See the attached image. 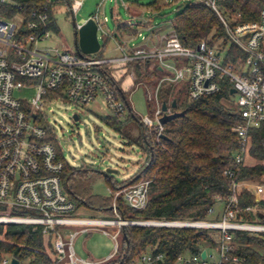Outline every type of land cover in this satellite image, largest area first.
<instances>
[{
	"label": "built area",
	"instance_id": "obj_1",
	"mask_svg": "<svg viewBox=\"0 0 264 264\" xmlns=\"http://www.w3.org/2000/svg\"><path fill=\"white\" fill-rule=\"evenodd\" d=\"M106 1L101 0L89 19L97 24L99 41L101 33L103 39L113 42L117 55L110 57L95 56L103 50L102 44L99 53L94 55H79L75 49L70 51L63 44L47 47L46 44L56 35L48 13H34L31 20L21 15L9 16L5 7L13 4V0H0V206L6 208L0 213V224L41 227L44 236L51 241L54 258L64 264H100L81 260L74 251L76 237L94 228H116L114 234L104 231L115 241V255L119 253L121 230L129 225L214 229L220 232L217 249L202 250L196 255L182 254L175 264H244L246 260L235 253L234 233H248L264 239V224L249 222L245 218L244 213L252 209L240 207L242 184L234 181L233 169L225 171V176L233 182L232 193L222 200L219 221L125 220L118 214L117 200L122 198L134 210H145L150 180L144 179L115 192L113 220L82 218L77 203L65 186L63 174L67 163L53 141L55 132L45 124L42 112L48 101L85 107L101 98L111 116L122 121L129 109L122 97V93L126 96L120 84L122 78L116 74L123 77L132 66V73L128 74L132 80L134 66L156 64L157 71L167 74L157 78L154 95L148 96L149 102L155 100L156 109L152 116L142 119V124L158 128V134L162 136L164 126L160 119L164 112L158 94L164 83L183 86L188 101L193 102L220 93L223 83L228 81L235 90L231 96L240 118L233 128L239 140L234 161L236 166L246 165L252 147L251 131L264 125V9L257 20L244 22L241 12L222 3L228 0H184L201 2L211 8L225 31L224 38L214 45L202 41L196 47H186L175 33L174 23L169 32L153 41L157 27L150 18L143 23L135 20L136 25L133 21L127 22L135 32L128 39H124L121 33L105 31L108 20L104 14ZM121 2L125 5L124 0ZM71 3L74 16L83 7L84 0H71ZM140 28L147 29L149 35L138 32ZM136 34L141 42L131 44ZM224 40H227L226 45H223ZM231 45L237 46L244 55L237 65L227 62ZM124 69L126 72L122 73ZM21 89L36 90L31 103L15 97V90ZM168 112L171 113L170 108ZM254 190L256 200H261L264 185H256ZM215 213V209L210 210L211 216ZM77 227L81 229L69 230ZM204 251L205 258L202 256ZM165 259V254L149 251L141 255L136 264H160ZM13 260L4 257L0 264H12Z\"/></svg>",
	"mask_w": 264,
	"mask_h": 264
},
{
	"label": "trees",
	"instance_id": "obj_2",
	"mask_svg": "<svg viewBox=\"0 0 264 264\" xmlns=\"http://www.w3.org/2000/svg\"><path fill=\"white\" fill-rule=\"evenodd\" d=\"M5 7L9 16L21 15L33 19L34 13L46 12L51 28L58 33L55 11L58 5H67L71 12V0H13ZM182 8L174 17V30L182 44L196 47L202 41L214 45L225 36V31L216 13L201 2L179 0ZM243 14L242 21L257 20L264 9V0H228L222 2ZM159 11L158 0L148 5ZM124 25L119 24L122 31ZM227 40L223 41V45ZM102 50L97 57H103ZM240 59V60H239ZM244 55L237 46L229 47L228 63L237 65ZM138 79L143 77L140 66H136ZM150 80L155 72L146 68ZM173 86L160 89L158 98L166 103L171 112H185L164 126L159 136L158 128H148L142 119L131 111L128 119L139 125L138 137L124 131L123 121L105 117L104 123L127 138L130 145L140 147L144 163L136 175L118 183L111 176L106 180L111 185L109 197L94 195L90 183L101 173L87 167L66 165L63 174L65 186L77 206H86L104 216H115L112 209L114 194L126 185L141 180H150L148 206L143 211L129 207L122 198L117 200L118 214L129 222H197L219 221L222 216V200L232 193V180L225 176L227 169L235 172L234 181L242 184L239 190L240 207H250L244 216L249 222L264 224V195L257 201L254 186L264 185V125L251 131L252 147L250 158L253 165L236 166L234 154L239 150L238 136L233 128L239 123L238 109L232 100V86L223 83L220 93L189 102L187 95ZM176 101L177 107L172 108ZM62 158V156H60ZM253 186V187H252ZM220 210L218 212L217 207ZM215 209V215L210 210ZM6 208L0 206V213ZM236 254L246 261L244 264H264V239L248 233H234ZM220 232L214 229L182 227H144L129 225L120 233L119 253L116 258L102 264H136L141 255L153 251L165 254L164 263L175 264L182 254H199L202 250L219 247ZM48 241V242H47ZM51 241L43 229L33 225L0 224V259L11 257L19 264H64L54 258Z\"/></svg>",
	"mask_w": 264,
	"mask_h": 264
},
{
	"label": "rangeland",
	"instance_id": "obj_3",
	"mask_svg": "<svg viewBox=\"0 0 264 264\" xmlns=\"http://www.w3.org/2000/svg\"><path fill=\"white\" fill-rule=\"evenodd\" d=\"M155 1L156 0H124L127 6L136 7L139 5L137 8H139L144 14L143 17L134 18L132 13L123 6L121 0H107L105 3L104 14L108 20L104 25V30L111 33L123 34V32L118 29L119 24L127 23L129 21H133V24H135V19L138 23H143L149 18L152 20L153 25L160 27L166 25L168 30L170 28L168 24L174 21L177 11L180 10L182 6H180V2H178L179 0H158L160 10L157 11L153 8L149 9L148 5ZM100 2L101 0H84L83 7L74 16L68 11L67 5H58L57 10L55 11V18L56 26L59 31L58 33H55L56 35L53 39L46 44L47 47L55 48L56 46L63 44L68 50L74 51L76 40V28L74 27V22L77 26L86 23L89 20V17L95 14ZM113 8H116L117 12L115 18L111 15V10ZM226 16L229 15L226 14ZM101 19L103 20V15H101ZM138 32H141L144 36L149 35L147 29L140 28V30L138 29ZM100 37L102 45L106 43L108 45L110 44L109 46H112L113 42L111 40L107 38L103 39L101 33ZM140 42L141 38L136 34L131 44H139ZM108 52L106 53L108 54ZM146 68H148L149 72H155V76H153L151 80L145 75ZM140 69L143 77L139 79L136 66L133 67L135 74L134 79L131 80L128 76V74L132 73V66L130 69L128 68L127 72L126 69L122 71V73L126 72V75L123 77H121L119 73H117L116 76L122 78L120 84H124V90L127 91L125 92L127 95V101L133 112L137 117L143 119L153 115V112L156 109V103L155 100L154 102H149L148 96L154 95V88L156 87V83H158L157 78L160 79L166 75L167 72L157 71L156 64H146L140 66ZM169 85L171 84L166 82L162 87ZM173 87L176 90L183 91L182 94H179L181 98L185 95L186 92L183 90V86L179 85ZM14 95L17 99L29 104L35 97L36 90H15ZM42 114L45 124L50 125L51 130H54L55 132V140L53 141L56 147L61 152L65 162L72 167L87 166L99 173L110 170L112 172V174H110L111 178H113L114 181L121 183L136 175L145 161L139 146L130 145L127 138L123 137L121 133L116 132L104 123L103 119L105 117L112 116L101 98H98L94 103L85 107H76L68 102L48 101L45 103ZM129 114L130 111L128 110V115L122 120L125 124L124 131L126 130L129 133H132L134 137H138L139 125L136 121L128 119ZM74 115L79 116L78 121L74 120ZM245 163L252 165L255 164V161L247 157ZM90 188L94 195L101 197H109L112 190L111 185L103 176L96 177L94 181L90 183ZM217 210L218 212L221 211L220 206L219 208L217 207ZM79 213L82 218H107L109 220L115 218V216L106 217L86 206H81L79 208ZM144 227L155 226L150 225ZM76 229L79 230L81 228L77 227L69 230L74 231ZM104 229L108 230L110 234L116 232V228L114 227H104ZM104 229L102 227H100V229H92L99 231L94 232L90 236V238L94 236L95 238L89 243V245L83 238L79 237L80 239L78 238L76 240L77 248L81 246L87 256L90 255L93 257H97L98 250L101 252L99 255L100 257L106 255V253H114L115 241L112 239L111 235L106 236L103 234ZM118 243H120V239L118 240Z\"/></svg>",
	"mask_w": 264,
	"mask_h": 264
},
{
	"label": "water",
	"instance_id": "obj_4",
	"mask_svg": "<svg viewBox=\"0 0 264 264\" xmlns=\"http://www.w3.org/2000/svg\"><path fill=\"white\" fill-rule=\"evenodd\" d=\"M74 27L76 28L75 33V49L79 55H94L99 53L101 50V43L98 38V27L94 20L89 19L86 23L82 24L81 26H77V24L74 22ZM235 93V90H232V94ZM122 97L125 100L127 107L129 111L131 112V106L129 105L126 96L122 93ZM177 103L174 101L172 103V108H176ZM162 111L164 112V115L160 119L161 125L165 126L170 121L182 117L185 115V112H174L169 113V107L166 103L162 104ZM74 120L78 121L79 116L74 115ZM162 138L166 139L165 135L161 136ZM104 178H107L112 174L110 170H107L106 172H100ZM153 224H135V226H150ZM203 258L206 257V252L204 251L202 253ZM12 264H19V261L14 259L12 261Z\"/></svg>",
	"mask_w": 264,
	"mask_h": 264
},
{
	"label": "crops",
	"instance_id": "obj_5",
	"mask_svg": "<svg viewBox=\"0 0 264 264\" xmlns=\"http://www.w3.org/2000/svg\"><path fill=\"white\" fill-rule=\"evenodd\" d=\"M136 3V2H135ZM128 11H130L131 13H132V15H133V17L134 18H140V17H143L144 16V14L141 12V10L139 9V8H137V7H139V5H137L136 7H130V6H127V4L125 3V5H123ZM114 10H115V12H114ZM116 13V14H115ZM111 15H112V17L113 18H115V16L117 15V12H116V8L114 9H112L111 10ZM90 18V17H89ZM136 20V19H135ZM173 23L174 22H171L170 24H168V26H170V28L167 30V28L168 27H166V25H164V26H162V27H160V26H156L157 27V29H156V31L154 32L155 34H154V36L155 37H153V41H157L158 39L157 38H160V36L162 35V34H164V33H167V32H169L170 30H171V26L173 25ZM122 25H124V28H123V30H122V32H123V34H121L122 35V37L124 38V39H128L130 36L129 35H131V34H134L135 32L131 29V28H129L128 26H127V24L126 23H122ZM81 26V25H80ZM129 36V37H128ZM110 45V44H109ZM108 44H106V43H104V45H103V51H104V55H103V57H110V56H116L117 55V53L115 52V49H114V44L112 43V46H109ZM76 50V49H75ZM108 50H109V52H108ZM106 52H108V54L106 53ZM106 55V56H105ZM124 85V84H123ZM123 85H121V87H122V89L124 90V87H123ZM125 91V90H124ZM125 92H127V91H125ZM127 96V95H126ZM127 98V97H126ZM132 109V108H131ZM133 111V110H132ZM172 113V112H171ZM250 159H252V158H250ZM253 160V159H252ZM253 165V164H252ZM103 229H104V227H102ZM98 229H100V227L98 228ZM97 231H99V230H91V231H89L88 233H82V234H80L79 236H77L76 237V239H75V242H74V251H75V253H76V255H77V257L79 258V259H81V260H84V261H87V262H92V263H100V264H102V263H104V262H106V261H109V260H112V259H114L115 257H117V255H115V251H114V253H106V255H103L102 257H100L99 255H100V251L98 250L97 251V257H93V256H87V254L83 251V249H82V247L81 246H79V248H77V246H76V240L80 237V238H83L84 240H85V242L89 245V243H91L92 242V240L95 238V236L94 237H92V238H90V236L94 233V232H97ZM104 231H107L108 232V230H103V234H105L104 233ZM89 237H88V236ZM106 235V234H105ZM107 236V235H106ZM79 238V239H80ZM115 255V256H114ZM100 258V259H99ZM103 258V259H102Z\"/></svg>",
	"mask_w": 264,
	"mask_h": 264
}]
</instances>
